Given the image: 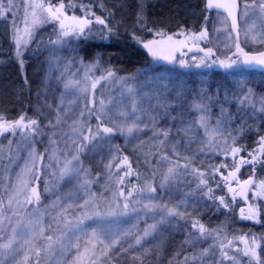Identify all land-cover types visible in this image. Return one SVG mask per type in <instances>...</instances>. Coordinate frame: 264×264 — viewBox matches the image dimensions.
<instances>
[{"label": "snow or ice", "instance_id": "obj_1", "mask_svg": "<svg viewBox=\"0 0 264 264\" xmlns=\"http://www.w3.org/2000/svg\"><path fill=\"white\" fill-rule=\"evenodd\" d=\"M15 7L13 0H7V4L0 0V18L7 19L9 15L13 16L12 39L15 45V55L21 68L24 66V50L32 42L33 32L39 25L45 23L54 25L56 38L49 40V44L54 49L62 48L72 38L85 37L86 33H91L94 24L101 26L108 34L113 31L109 19L96 15L90 7L83 4L78 6L73 0H67V2L66 0H26L23 18L24 26L21 30L15 25V12L13 11ZM77 7L81 9L83 15H70L69 9L75 10ZM138 8L139 10L134 14L131 29L132 39L141 44L153 60H164L173 63L177 60V53H179L180 65L187 67V61L184 59L186 53L183 51V49L187 48L189 52L195 49L197 52L203 53L202 56H193L192 58L197 61V67L218 65L225 70L250 67L264 69V48L246 51L241 47L238 23L241 11L245 18L251 12L254 15L258 14L260 19L264 21V0H252L251 3L248 0H244L242 9L239 0H204L203 9H201L204 14V26L201 27L199 32H189L182 28L179 32V35L184 37L182 40L174 39L172 35H168L162 28L149 27L144 5L140 4ZM212 10H216L218 15L226 14L223 15L221 23L224 26V30L228 33L229 41L232 40V34H236L234 45L229 43L226 46L231 54L225 55L224 58L218 57L213 47H199V41L211 43L207 27L210 17L207 13L212 12ZM108 16L114 18V13L109 12ZM228 21H230V27L228 26ZM254 27L255 24L249 27L246 37L249 33H252ZM138 30L153 33L156 38L143 40L135 34ZM220 30L216 29L218 32ZM252 39L254 42L257 41V36L253 34ZM189 42H191V47ZM259 42L264 43V34L259 36ZM233 46L235 48L234 52L231 51ZM213 57L216 58L213 59ZM93 68H95V65L85 66L83 82L69 80L65 83V89L78 90L83 95L85 103L79 116L71 122L70 146L66 150L61 151L59 155H56L54 151L48 156L49 167L57 169L59 178L61 180L66 179L67 182L76 180L78 189L83 191L87 197L81 198L82 203L76 204L79 215L75 218L76 229L83 233L86 239L82 242L81 237H77L74 242H70L67 245L69 248L75 247L77 251L73 264H112L113 252L120 250L119 246L122 245L123 237L130 234L105 228H92L89 234L86 227H81L90 218L100 219L105 216V213L100 211V203L95 194L89 192L92 181L88 177L91 173L90 169L84 167L81 160V155L85 150L92 151L95 155L102 153L105 148L108 150L106 156H101V163L104 164L109 181L115 184L116 191L113 193L111 201L104 202L108 205L106 215L126 214L129 210L135 212L136 208L132 207V205L134 203H142V201L136 200L137 196L157 191L153 183L146 180L143 186H133L125 194V190L122 187L125 183V178L134 173L132 172L128 156L124 155L121 157L114 154V152H120L119 147L113 149L110 144L115 135L136 138L138 133L148 129L152 133V139L158 141L161 148L171 144V156L175 159H171L167 154L162 157L163 160L169 163L167 171L162 174L163 180L160 185L162 188L179 176L181 171L187 173L191 169L197 180L194 192L201 193L203 197L213 202L218 201V206L224 209H229L231 202L226 200L224 195H214L213 188L209 183L210 180L215 181L217 175L220 176V181L216 182V186L220 187V184L223 183L227 188V192L231 194L232 201H235L237 196H239L247 202L249 193L256 200H264V178L257 177V165H259L261 171H264V131H260V129H264V97L259 99V107H257V100L250 88L246 92L241 88V92L233 95L231 100L227 91L223 93V99H221L219 90L215 98H213L201 89L188 108L189 114H197L196 118L186 121L183 112L178 116L173 115L177 107H184V101L188 98L181 85L174 88L176 95L174 104L161 100L160 96H157L156 111L163 109V112H158V115H149L148 119L151 121V128H149V125L144 123L142 118L146 110L141 109L135 99L132 100L131 111L119 110L116 114L118 117L116 119L108 115L103 100L100 101L99 108H96L94 99H88L90 90L88 81L91 79L89 73L92 72ZM144 71H147V69ZM107 78H115V73L110 69L107 70L106 77L101 76L99 79L92 80L90 85L92 92L95 91L96 85L100 80ZM25 82H27L26 79ZM164 87L167 88V85ZM128 93L130 97L134 96L135 89L129 87ZM62 103L63 99H61V104L56 106L55 122L49 121V125L53 128L58 127L67 119L68 111L62 107ZM233 103L236 104L235 114L225 107V105H232ZM213 105L219 106V113L215 117V123H212ZM257 113L261 124H249V120L257 118ZM93 116L96 120L95 127L91 124ZM165 119L173 122L172 127H175L176 122L179 121L180 127L177 131L183 132L187 137H192L198 134L200 130H203V137L198 141L201 144L199 151L217 156L222 155L224 157L222 162L218 165L209 164L206 168H203V166H194L193 157H181L180 145L184 144L185 150H187L189 145L197 141L189 138L187 141L177 140L175 143H171L175 140V137L172 136V128H160L157 126L159 120ZM234 123H237V127L232 129L231 125ZM253 128L257 129L258 139L256 147L248 151L247 146L240 144V140L246 133L251 132ZM40 132L39 120L31 119L26 114H20L18 118L14 119L6 118L0 114V135L12 134L14 136L20 134L23 137H31L34 140ZM53 142L55 143V141ZM30 156L31 163H26L25 168L16 177V183L13 185L15 191L8 201L9 207H11L13 199L21 193H26L24 203L31 204L35 202L37 205L40 203L41 193L38 184L41 179L45 155L37 153L33 149ZM181 159L184 161L183 164L180 163ZM229 159L231 163H229ZM245 165L251 168V172L247 179L241 180L238 174ZM225 170L227 175L224 174ZM121 171L124 173L122 176L120 175ZM52 174L55 176L56 172ZM135 175L139 178V173H135ZM33 181H35V184ZM45 184H47V181H45ZM68 199H72L71 193H69ZM121 200L123 203H121ZM56 206L60 207L58 216L63 219L66 226L70 225L67 216H65L66 209L64 206L59 201L57 205H54V207ZM68 207L71 208L72 205L70 204ZM188 207L187 198L169 206L167 203H155L149 196L148 203L144 204V209L146 212L157 213L159 219L155 220L154 217V223L144 230L143 237L157 233L166 226H171L174 221L183 220L186 225H190L185 241V243L189 244V249L186 251L195 249L199 241L209 238L213 239V244L208 248H202L199 253L192 251L191 256L185 255L183 264H205L206 260H212L213 264H217L215 257L217 251L220 257L218 264H224L225 261H228L229 264H240L236 257L241 251L243 256L248 258L249 264H264V259L261 258L259 251L261 243L258 242L255 236L251 237V239L247 235L228 239L222 228L213 229L201 222L198 216L197 204L191 206V212L188 211ZM260 213L261 208L255 203L248 204L246 209H240V216L245 220L258 221ZM5 221L8 222V226H11V234L6 237L5 243H0V258H2L0 259V264H6L9 258L15 261V264H41L43 255H51L56 248L63 249L65 247L64 233L61 232L59 235L48 234L52 229L49 227L46 230L42 227L38 217L29 218L26 226L19 219L16 225H11V219L4 215L3 204L0 202V232L6 231ZM56 223L59 225L60 220L58 219ZM143 237H135L138 245L141 244ZM261 239L264 240V237H261ZM236 240L243 245L242 249L239 246L233 248ZM81 248H83V251H81ZM124 251L127 250L124 249ZM17 256L20 257L19 260H16Z\"/></svg>", "mask_w": 264, "mask_h": 264}, {"label": "rangeland", "instance_id": "obj_2", "mask_svg": "<svg viewBox=\"0 0 264 264\" xmlns=\"http://www.w3.org/2000/svg\"><path fill=\"white\" fill-rule=\"evenodd\" d=\"M122 1L123 0H102L103 4L101 5H103V7L100 6L99 2L95 3V0H77L76 4L78 6L79 4H83L87 7H91V5L94 7L99 6L100 8L97 9L98 13L96 15L103 17L101 13L105 12V10L113 13H116L117 11L119 13V11L123 9ZM3 2L7 4V0H3ZM25 2L26 0H13V3L16 5L13 10L15 12V25L21 30L24 26L23 18ZM239 2L242 9L244 0H239ZM248 2L251 3L252 0H248ZM201 9H203V3L201 5L199 4V1L192 4L190 8H187L186 21L189 27L185 30L189 32H199L201 27L204 26V14L201 12ZM138 10L139 8L135 9L134 14ZM80 15H83V12ZM130 15L131 13L126 17L128 23L120 22L117 13L114 14V18L108 17L111 19L110 23L112 27L114 26V23L117 24V22H119L122 29L132 37L131 29L134 16L131 18ZM207 15L210 17L209 22L207 23L209 40L211 41V43H209L210 47H213L215 52L221 56L220 58H224L225 55L231 54L226 46L229 43L234 45V37L232 35V40L229 41L228 33L224 30V26L221 23L223 15H218L217 13H207ZM0 23L5 25V33L3 34V37L6 38V43L3 46L0 42V97H3V91L6 90L10 82H14L15 84H13L16 89L24 94L23 104L29 106L30 111H33L32 114L35 115L36 119L44 124L43 127L40 126L41 132L34 140L31 137H23L20 134L14 136L12 134H5L6 137L8 136L9 140L7 143H9V145L6 146L7 144L0 141V157L4 156L6 158L4 164H1L0 162V175L2 179V185H0V197L2 196V199L0 202L4 205V215L11 219V225H16L17 220L19 219L22 224L26 226L29 218L38 217L41 226L46 229L45 218L48 219L50 217L53 221L55 220V223L53 222V226H55L54 231L58 233L56 235H59L61 232L64 233L65 247L63 249L56 248L51 255H43L41 257V264H73L77 256V251L75 247L69 248L67 245L70 242H74L77 237H81L82 242L86 239V237L83 236V233L76 229L75 218L79 215V210L76 208V204L82 203L81 198L87 197L83 191L78 189L76 180L67 182L66 179L61 180L59 178L57 169L55 167H49L48 156L54 151L56 155H59L61 151L66 150V148L70 146L69 138L72 135L70 127L71 122L74 118L79 116L85 103L83 95H81L78 90L71 88L66 90L65 83L69 80L83 82L85 77V66L89 64L90 66L95 65L96 67L94 60L88 61V59L83 57L81 53V41L83 40L86 43L94 40L97 42L106 41L110 40V34L106 33L105 35L106 31L103 30L101 26L94 24L91 33H86L85 37L79 39L72 38L70 42L66 43L62 48L54 49L49 44L50 39L54 40L56 38L54 25L51 23L39 25L33 32L32 42L27 49L24 50V66L21 68L15 55V45L12 39L13 16L9 15L7 19L0 18ZM253 24H255V27L253 28L252 33H249L246 37V32H248L249 27ZM216 29L221 30L218 32ZM136 32V35L143 40L156 38L153 33H144L139 30ZM165 32L168 35H172L174 39H184L181 35L169 34V31ZM253 34L257 36V41L255 42L252 39ZM261 34H264V21L260 19L259 15H254L250 12L249 16L245 18L241 11L239 16V41L241 47L246 51L264 48V43L259 42V36ZM198 43L200 47L201 41ZM189 46H192L191 42H189ZM183 51L186 53L184 59L187 61V67H182L180 65L179 53H177V60L173 63L164 60H153L150 56L148 61L130 76L124 77L121 75H115V78L100 80L96 85L94 92H92L90 88L92 80L99 79L101 76L106 77L107 70L112 69L110 66H106L103 74L102 71H97L93 68L92 72L89 73L92 79L88 81L90 89L88 99L98 100L99 106L100 101L103 100L105 110L108 112V115L112 116L114 119L118 118L116 114L121 109L130 112L132 100L135 99L139 104V107L146 110L143 113L142 118L144 123L149 125V128H151V121L148 119L149 115H158V112H163V109L156 111L158 103L157 96H160L161 100H166L167 102L174 104L176 100L174 88L181 85L187 93L188 98L184 101V107H177L175 112H173V115L178 116L183 112L186 121H191L196 118L197 114H189L188 108L193 98L196 97L201 89L213 98H215L217 91L219 90L221 99H223V93L227 91L229 93V99L231 100L233 95H237L241 92V88H243L244 92L250 88L257 100V107H259L258 101L261 97H264V78L260 77L263 75L250 74L243 71L242 68L225 70L218 65H213L212 67H197V61H194L192 58L193 56L199 57L201 54L195 49L189 52L188 49L185 48ZM231 51H235L234 46ZM6 69H11L9 75L3 73ZM145 69H147V71H144ZM25 79L27 82H25ZM165 85H167V88L164 87ZM129 87L135 89V95L132 97H130L128 93ZM161 93L162 95H160ZM18 98L19 97L16 99L18 100ZM61 99H63L62 107L68 111V116L65 122L61 123L58 127L53 128L49 125V121H52L53 123L55 122L56 106L61 104ZM26 100L28 104H26ZM99 106L97 108H99ZM225 107L233 114L236 113L235 103L232 105H225ZM12 108L13 107L7 108L3 103V99L0 98V114L4 115L5 113H8L7 110H12ZM212 112V123H215V117L219 113V106L213 105ZM95 123L96 120L92 118L91 124L95 125ZM172 123L171 120L165 119L159 120L157 125L160 128H172V136L175 137V140L171 143H175L177 140L187 141L189 138L197 141L196 143L189 145L187 150H185V145L181 144V157H193L194 166H203V168H206L209 164L218 165L222 162L224 159L222 155L217 156L207 152L201 153L199 151L201 144L198 141L203 137V130H200L198 134H195L192 137H187L183 132L177 131L180 127L179 121L176 122L175 127H172ZM237 123H239V121H237ZM237 123L232 124L231 128L235 129ZM248 123L254 125L261 124L259 114L257 113V118L255 120H249ZM263 130L264 129H260V131ZM253 133L257 134L256 128H253L251 132L246 133L244 137ZM257 139L258 138H256V140ZM53 141H55V143ZM110 144L113 149L119 147V144H117L113 138ZM120 144L122 145V148L126 150L140 152L141 158L144 161L147 160L146 158H151L150 160L152 163L150 164L149 169L156 172L157 178L156 181L154 180L153 185L157 188V191L155 193H145L143 196H137L136 200L142 201V203H134L132 205V207L136 208L135 212L129 210L126 214H118L116 216H108L106 215L107 212H104L105 216L103 218H90L81 225V227L87 228L89 234L91 233L92 228H105L110 229L111 231L119 230L123 233H130L123 237L122 245L119 246L120 250L113 252L112 264H183L185 255L191 256L192 251L199 253L202 248H208L212 245L213 239L209 238L207 240L199 241L195 249L186 251L189 249V244L185 243V241L188 236L190 225H186L183 220L174 221L171 226H166L157 233L143 237L144 230L154 223V217L155 220L159 219L157 213L152 211L146 212L144 209V204L148 203L149 196L155 203H167L169 206L187 198L189 212L192 211V205H198V216L200 220L207 215L209 210H213V213L214 210L217 212L218 209L215 207L218 206L219 202H213L206 197H203L201 193L194 192L197 186V180L192 174L191 169H189L187 173L181 171L180 175L170 184L165 185L163 188L160 187L163 180L162 174L165 173L169 167V163L163 160L162 157L167 154L171 159L175 158L171 156V144L161 148L158 141L152 139V133L148 129H145L144 132L138 133L136 138L122 136V142ZM33 149L35 152L45 155L41 179L38 184L41 193L40 203L39 205L35 202L31 204L24 203L26 193H21L13 199V203L11 207H9L8 201L15 191L13 185L16 183V177L25 168L26 163H31L30 153L33 152ZM119 149L120 152H114V154L121 156L122 149ZM107 151V148H105L102 153L95 155L92 151L85 150L81 156L87 165L102 172L106 176L102 179V185L103 188L109 190L113 183L109 181L104 164L101 163V156H106ZM180 163H184L183 159L180 160ZM53 172H56L55 176L52 174ZM43 181H47V184L45 185ZM217 181H220V176L218 175L216 176V182ZM216 182H213V184H211V181L209 182L210 186L213 188V192L218 189ZM33 183L35 184V181H33ZM144 183L145 182H142V186ZM124 187L126 190L129 189L126 185ZM69 193L72 194L71 200L68 199ZM237 199L241 198L237 196ZM17 201H19V203H17ZM58 201L66 209L65 216H68V214L70 215V219L67 217L70 222V225L68 226H66L63 219L58 216L60 207H54V205H57ZM70 204L72 205L71 208L68 207ZM246 204L247 203L245 202V205L241 206V208L246 209L248 206V204ZM58 219L60 220L59 225L56 223ZM241 220L243 222L251 221L242 218ZM5 226L6 231L0 232V243H5L6 237L11 234V226H8L7 221H5ZM207 226L213 229L220 227L225 234L228 230L226 215L224 213H216V217L207 220ZM225 235L228 239L235 237L232 234ZM137 236L143 237L141 244L139 245L135 240V237ZM256 238L258 242L261 243L262 249L264 240L258 237ZM236 246H239L241 249L243 248V245L239 244L238 240L234 241L233 248ZM124 249L127 251H124ZM261 249L259 250L260 255L261 258L264 259V252L262 253ZM81 251H83V248H81ZM137 257L139 259L134 260V258ZM215 257L218 264L220 259L218 251L215 253ZM19 259L20 257L17 256L16 260ZM236 259L240 264H249L248 258L243 256L242 251L237 254ZM6 264H15V261L9 258ZM205 264H213V261L206 260ZM224 264H229V262L225 261Z\"/></svg>", "mask_w": 264, "mask_h": 264}, {"label": "trees", "instance_id": "obj_3", "mask_svg": "<svg viewBox=\"0 0 264 264\" xmlns=\"http://www.w3.org/2000/svg\"><path fill=\"white\" fill-rule=\"evenodd\" d=\"M76 1L74 0L73 2L76 4L77 3ZM95 1H96L95 3L99 2L100 6L101 4H103L102 0H95ZM198 1L199 4L202 5L203 0H123L122 1L123 9H121L119 13L116 11V13L118 14L119 17L118 19L120 22L128 23L126 17H128L129 14L131 13L130 16L131 18H133L135 9L138 8V5L143 4L149 27L162 28L164 31H169L168 32L169 34L179 35V32L182 28L186 29L189 27L186 21L187 8H190L192 4ZM90 8L92 9V11L95 12V14H97L98 13L97 9H99L100 7L99 6L94 7L93 5H91ZM69 13L80 15L82 12L80 11L79 8H76L75 10L69 9ZM108 13L109 11L105 10V12H102L101 15L111 20L108 17ZM143 32L149 33L147 31H143ZM4 33H5V25L0 23V42L2 46L6 43V38L3 37ZM106 33L107 32H105V35ZM109 36H110V40H106V41L97 42L94 40L88 43H86L83 40L81 41L82 44L81 53L83 57L85 59H88V61L94 60L96 64L95 69L97 71H102L104 74V69H106L105 67L110 66V68L114 71L115 75H119V76L121 75L125 77L134 74L138 69H140V67L146 61H148L150 55L140 44H137V42L134 39H132L129 33L127 34L122 29L121 24L119 22H117V24L114 23L113 31ZM200 47L207 48L210 47V44L206 41H201ZM200 54L201 56L203 55V53ZM216 55L218 57H221L217 53ZM215 58L216 57H213V59ZM87 66L90 65L88 64ZM10 70L11 69H6L4 70L3 73L9 75ZM250 74H257V73H250ZM89 76L91 77L90 74ZM260 77L264 78V76H260ZM13 83L14 82H10L6 90L3 91L2 94L3 97H0L1 99H3V103L7 108L13 107L12 110H7L8 113H5L4 116L9 119H14V118H18L20 114H26L29 118L36 119L35 115L32 114L33 111H30L29 106L23 104L24 94L19 92L20 90L16 89V87L14 86L15 83L14 84ZM17 97H19L18 100L16 99ZM94 101H95V106L97 108L99 106V102L98 100H94ZM26 104H28L27 100H26ZM93 119H95L94 116ZM40 126L43 127L44 124L40 123ZM92 126L95 127V125ZM256 138H258L257 134L253 133L249 136L243 137L240 140V144L247 146L248 151H251L256 147V141H257ZM8 140H9L8 136L6 137L5 134L1 135L0 141L3 142L4 144H7L6 146L9 145V143H7ZM113 140L117 144H119V148L122 149L121 156L124 155L128 156L129 162L132 167V172L134 173L133 175H130L129 177L125 178V183L122 186L125 190V193L127 192V190L124 187L125 185L128 186L130 189L133 186H142V182H145L146 180L147 182L154 183V180L156 181L157 175L155 171L149 169V166L152 163V161L150 160L151 158H146L148 161L147 160L144 161L141 158L140 152L129 151L122 148V145L120 144L122 142V135H115L113 137ZM0 158H1L0 159L1 164L2 163L4 164L6 158L4 156ZM81 160L83 161L84 167L90 169L91 174L89 175L88 179L91 180L92 183L90 185L89 192L95 194V197L98 199L100 203V211L103 213L107 212L108 205L104 202L112 200L113 193L116 191V186L115 184H113L109 190L103 188L102 179L103 177L106 176L102 172H99L91 168L89 165H87L85 161L82 159V156H81ZM229 163H231V160H229ZM250 172H251V168L245 165L244 167L241 168V171L238 174L239 178L241 180L247 179ZM135 173H139V178H137ZM123 174H124L123 171H121L120 175L122 176ZM224 174L227 175L226 170L224 171ZM257 177L264 178V171L260 170L259 165H257ZM1 181L2 179L0 175V185H2ZM213 182H216V180L211 181V184H213ZM43 183L45 184L44 181ZM217 188L218 189L214 192L215 195L217 196L224 195L226 200L231 202V207L229 209H224L223 207L217 206L215 208L218 209V211L216 212L214 210L213 213V210H209V212L201 220V222L207 225V220L212 217H216V213L219 214L224 213L226 215L228 222V230L225 234L227 235L232 234L237 238L241 235H247L249 236V238L255 236L260 239L261 237H264V200H256L252 196V194L249 193V198L246 203L247 204L255 203L259 208H261V213L258 218V221L243 222L241 220L239 209L241 208V206L245 205V201L242 198L241 199L236 198L235 201H232L231 194L227 192V188L226 186H224L223 183H221L220 187ZM1 199L2 196L0 197V200ZM121 203H123L122 200ZM45 204H46V197H45ZM69 216L70 215L68 214L67 217L69 218ZM53 222L55 223V220L53 221L52 218L50 217L48 219L45 218L46 230L49 229V227L52 229V231L49 232L48 234L56 235L58 233L54 231L55 226H53ZM261 252L262 253L264 252V245L261 249Z\"/></svg>", "mask_w": 264, "mask_h": 264}, {"label": "water", "instance_id": "obj_4", "mask_svg": "<svg viewBox=\"0 0 264 264\" xmlns=\"http://www.w3.org/2000/svg\"><path fill=\"white\" fill-rule=\"evenodd\" d=\"M213 12L217 13L216 10H212V12H210V13H213ZM224 15H226V14H224ZM228 23H229V27H230V21H228ZM232 35H233V37L235 39L236 38V34L233 33ZM242 69L244 71H246V72H258V73L264 74V69H261L259 67H250V68H242Z\"/></svg>", "mask_w": 264, "mask_h": 264}]
</instances>
